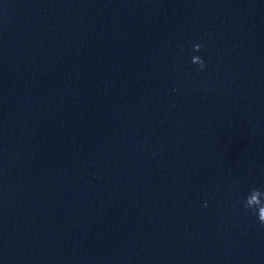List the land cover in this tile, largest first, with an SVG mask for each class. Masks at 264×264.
I'll return each mask as SVG.
<instances>
[{
    "label": "water",
    "instance_id": "95a60500",
    "mask_svg": "<svg viewBox=\"0 0 264 264\" xmlns=\"http://www.w3.org/2000/svg\"><path fill=\"white\" fill-rule=\"evenodd\" d=\"M0 264H264V0H0Z\"/></svg>",
    "mask_w": 264,
    "mask_h": 264
},
{
    "label": "clouds",
    "instance_id": "9594fccd",
    "mask_svg": "<svg viewBox=\"0 0 264 264\" xmlns=\"http://www.w3.org/2000/svg\"><path fill=\"white\" fill-rule=\"evenodd\" d=\"M198 64H200V65H201V67H203V64H202V62H201V61H199V62H198Z\"/></svg>",
    "mask_w": 264,
    "mask_h": 264
}]
</instances>
